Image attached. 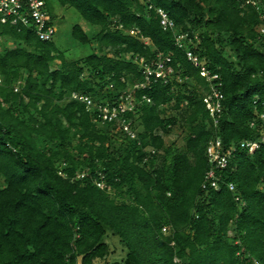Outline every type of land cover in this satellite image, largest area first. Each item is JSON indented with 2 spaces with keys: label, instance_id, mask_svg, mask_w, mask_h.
Instances as JSON below:
<instances>
[{
  "label": "trees",
  "instance_id": "16d2710c",
  "mask_svg": "<svg viewBox=\"0 0 264 264\" xmlns=\"http://www.w3.org/2000/svg\"><path fill=\"white\" fill-rule=\"evenodd\" d=\"M59 1L99 27L72 26L92 52L68 57L55 38L0 16V264H93L111 251L109 230L127 251L105 264H264V143L233 152L220 188L202 185L211 137L227 147L262 133L264 0ZM188 49L220 75L218 131L204 102L210 81ZM158 52L172 54L166 81L145 78ZM140 81L127 113L136 137L72 97L114 102ZM177 124L182 144L166 139Z\"/></svg>",
  "mask_w": 264,
  "mask_h": 264
},
{
  "label": "built area",
  "instance_id": "2783aa9c",
  "mask_svg": "<svg viewBox=\"0 0 264 264\" xmlns=\"http://www.w3.org/2000/svg\"><path fill=\"white\" fill-rule=\"evenodd\" d=\"M157 11L160 15V22L163 29H173L176 23L169 15V12L163 7H157ZM0 16L3 22H10L18 28L30 27L34 29L43 40L54 39L58 31L57 25L49 11L47 0H0ZM259 30L264 45V22L260 25ZM137 31L138 29H131V32ZM186 35L187 33L185 32L177 34L176 39L179 45L183 44V39ZM187 55L196 65L200 66V73L210 81V89L204 95V102L210 114L212 124L216 128V131H218V124L224 108V93L220 88V75L218 72L211 71L207 64L202 63L194 50L188 49ZM171 58V53L158 52L156 58L152 62H144L145 78L149 80L150 76L154 74L156 77H162L165 81L168 80L173 71V68L168 65V61H170ZM140 61L143 62L144 57H141ZM214 79H216V81H214ZM146 85L147 81H140L134 84L133 87L122 92L119 98L114 102L99 101L89 93L80 94L77 91L72 92V97L83 100L87 110L94 113L93 117L95 120L116 121L120 128L128 135L136 137L137 131L127 113L134 109L137 101L132 88ZM17 88L16 86V89ZM146 98L148 101L151 100L149 96H146ZM260 117L264 118V112L260 114ZM251 123L253 125L254 121ZM262 143H264V127L259 138H244L227 147L224 145L223 139L219 134L211 137L206 148L210 167L205 173L202 185L204 187L213 186L217 189L220 188V174L218 171L228 165L233 152L238 147L253 152ZM60 172L63 173L62 171ZM83 175L84 172H81L78 176ZM97 183L100 186H104L105 181L101 179L98 180ZM228 186L232 190L236 188L234 181H229ZM236 198L239 199V196L237 195ZM164 229H166V226H164ZM80 264L83 263L81 262ZM255 264L262 263L260 260L255 259Z\"/></svg>",
  "mask_w": 264,
  "mask_h": 264
},
{
  "label": "rangeland",
  "instance_id": "374dc122",
  "mask_svg": "<svg viewBox=\"0 0 264 264\" xmlns=\"http://www.w3.org/2000/svg\"><path fill=\"white\" fill-rule=\"evenodd\" d=\"M48 8L58 29L55 39L62 48H66L68 57H78L93 51V45L96 44L80 43L72 34V26L78 22L82 24L87 31L93 32L99 28L97 25L92 24L74 6L62 4L59 0H50V7L48 5ZM9 44L13 43L10 42ZM0 46H2V43H0ZM176 77L179 80L182 79L179 75H176ZM168 113L174 114L177 112L169 110ZM183 133L181 126L177 124L169 133H167L166 139L167 141H172L174 139L177 140L179 144H182ZM105 239L109 242L111 251L104 258H95L93 264H105L107 260L120 259L126 254L127 248L120 241L118 235L113 234L109 230ZM81 258V256L78 258L79 264L82 262Z\"/></svg>",
  "mask_w": 264,
  "mask_h": 264
}]
</instances>
